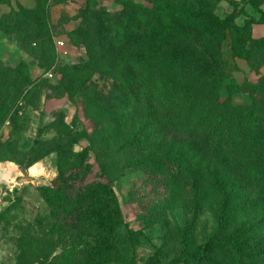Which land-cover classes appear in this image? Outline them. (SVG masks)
Listing matches in <instances>:
<instances>
[{
    "label": "rangeland",
    "instance_id": "1",
    "mask_svg": "<svg viewBox=\"0 0 264 264\" xmlns=\"http://www.w3.org/2000/svg\"><path fill=\"white\" fill-rule=\"evenodd\" d=\"M235 1L236 6L227 0H0V61L23 71V88L5 100L8 114L0 120V212L12 205L0 223V264H65L66 251L79 241L87 240L91 252L104 247L105 232L87 233L85 239L58 223L40 188L58 176L60 155L69 170L86 154L95 165L96 133L105 127L120 136L114 126L125 124L128 134L148 129L154 141H172L121 77L139 72L148 60L164 80L195 89L202 108L232 119L234 213L219 225L214 200L196 211L187 193L167 188L129 157L109 182L125 221L111 237L116 249L105 264H264V255L243 251L264 239V182L253 183L246 171L264 175V142L252 149L241 121L252 108L264 123V23L249 17L264 14V0ZM142 4L171 8L175 22L185 27L189 34L180 41L179 55L173 46L174 52L153 42L160 24L147 18ZM242 7L248 15L236 22L245 33L240 47L247 57L235 53L224 24ZM95 63L104 68L95 69ZM75 64L83 69L74 70ZM98 99L108 112L91 109L87 117L85 102ZM61 112L73 130L62 153L54 151L27 168L32 180L19 183L25 173L16 160L34 145L38 129ZM44 140L50 148L61 143L53 132ZM251 220L261 230L249 231ZM184 236L193 252L211 240V254L203 262L182 259Z\"/></svg>",
    "mask_w": 264,
    "mask_h": 264
},
{
    "label": "trees",
    "instance_id": "2",
    "mask_svg": "<svg viewBox=\"0 0 264 264\" xmlns=\"http://www.w3.org/2000/svg\"><path fill=\"white\" fill-rule=\"evenodd\" d=\"M227 1L234 6L238 5L235 0ZM139 7L146 12L147 18L160 24L153 42L161 45L164 50L170 49L174 52L173 46L175 53L179 55L182 49L180 41L189 33L185 27L175 22L177 19L171 8L154 4H142ZM243 14L248 15L244 7L230 14L224 20V24L233 38L235 53L247 57V54L241 53L240 47L245 33L236 22ZM249 17L255 24L264 23V14L260 17L251 15ZM43 20L46 22V17H43ZM154 64L153 60L152 62L148 60L139 72L129 75V78L121 77L130 93L143 101L141 110L150 118L156 119L157 126H160L167 136L171 134L174 137L172 141L169 142L167 139L154 141V132L148 129L128 134L125 124L114 126L113 131L120 136H114L105 127L96 133L95 165L90 161L91 156L86 154L81 160L76 161L72 170H69L65 168L67 159L60 155L58 176L51 181L50 186L40 188L57 222L63 223L67 231L73 233L78 230L85 239L87 233L97 231L106 233L103 248L91 252L87 240L79 241L75 248L66 251L65 264H105L114 253L116 244L111 241V237L123 225L125 215L122 204L109 182L113 181L111 176L119 173L121 164L129 157L149 167L167 188L187 193L196 211L202 210L209 200H214L219 225L224 226L234 213L232 206L234 190L230 184V174L233 172L230 160L234 157L230 139L232 119L221 113L217 114L218 111L213 108H202L195 89L189 86L182 88L174 82L164 80L161 70L155 69ZM71 67L74 70L83 69V65L80 64ZM103 68L95 63V69ZM114 70L112 67L111 71ZM22 73L21 65L12 67L0 61V120L8 114L9 107L5 105V100L23 88L19 82ZM85 104L84 111L87 117V111L90 112L91 109L102 115L105 111L108 112L101 99L87 100ZM241 121L243 129L249 136L251 148L263 144L264 123L258 114L252 108H248ZM49 132L61 138L59 145L47 147L48 143L44 136ZM157 132L160 133L159 130ZM72 133V127L66 122L65 113L61 112L52 123L38 129L34 145L23 153L22 159L16 160L20 169L26 170L54 151L61 154L64 141ZM181 142L186 144L177 146ZM212 162L215 165L210 168ZM24 164L26 165L23 166ZM246 171L253 183L260 185L264 182V175L258 176L252 168H247ZM93 174L95 176L90 180L89 177ZM11 207L12 205L0 212V223ZM246 226L253 233L262 228L256 220L248 221ZM182 245V259L191 258L196 262H203L213 250L211 240L202 243L194 252L191 251L190 243L185 236ZM243 251L264 255V239L250 248H243Z\"/></svg>",
    "mask_w": 264,
    "mask_h": 264
},
{
    "label": "water",
    "instance_id": "3",
    "mask_svg": "<svg viewBox=\"0 0 264 264\" xmlns=\"http://www.w3.org/2000/svg\"><path fill=\"white\" fill-rule=\"evenodd\" d=\"M24 173H25V176L24 177H21L19 179V181H18L19 183L28 182V181H31L32 180V177L29 176V175H27V171L26 170H24Z\"/></svg>",
    "mask_w": 264,
    "mask_h": 264
},
{
    "label": "built area",
    "instance_id": "4",
    "mask_svg": "<svg viewBox=\"0 0 264 264\" xmlns=\"http://www.w3.org/2000/svg\"><path fill=\"white\" fill-rule=\"evenodd\" d=\"M60 46H64V42L59 41Z\"/></svg>",
    "mask_w": 264,
    "mask_h": 264
}]
</instances>
